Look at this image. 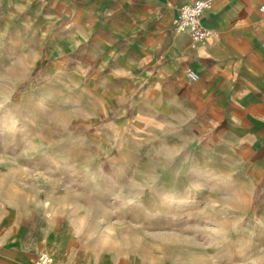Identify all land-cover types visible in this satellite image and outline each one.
Wrapping results in <instances>:
<instances>
[{"label": "rangeland", "instance_id": "374dc122", "mask_svg": "<svg viewBox=\"0 0 264 264\" xmlns=\"http://www.w3.org/2000/svg\"><path fill=\"white\" fill-rule=\"evenodd\" d=\"M35 1L0 0V198L23 215L27 256L52 247L63 258L44 230L71 227L101 253L264 264L263 188L245 182L236 153L213 168H181L172 147L132 124L115 137L113 57L91 36L63 41L61 22L46 24ZM189 188L196 193L183 194Z\"/></svg>", "mask_w": 264, "mask_h": 264}, {"label": "crops", "instance_id": "0c3cea01", "mask_svg": "<svg viewBox=\"0 0 264 264\" xmlns=\"http://www.w3.org/2000/svg\"><path fill=\"white\" fill-rule=\"evenodd\" d=\"M188 1L35 2L45 6L46 24L61 22L56 33L63 41L91 36L100 42L101 55L113 57L115 137L132 124L147 141L163 150L172 147L181 168H213L236 153L245 182L254 193L263 188L264 195V0H214L202 17L209 36L201 44L171 28ZM119 40L127 41L123 49L113 43ZM188 68L197 79L187 76ZM177 183L185 181L171 182ZM188 190L183 194L196 193ZM22 219L16 204L0 198V264H34ZM44 233L48 245L66 253L62 258L52 247L47 250L67 264H163L156 257L118 256L112 246L101 253L100 244L86 241L75 228Z\"/></svg>", "mask_w": 264, "mask_h": 264}, {"label": "built area", "instance_id": "2783aa9c", "mask_svg": "<svg viewBox=\"0 0 264 264\" xmlns=\"http://www.w3.org/2000/svg\"><path fill=\"white\" fill-rule=\"evenodd\" d=\"M214 0H191L184 2L178 11L175 30L178 33H187L193 44L203 43L209 36L208 30L202 24L204 13L212 8ZM264 12V5L261 7ZM187 76L191 80L198 78L197 72L188 68ZM34 264H66L59 260L57 256L47 249H43L36 255Z\"/></svg>", "mask_w": 264, "mask_h": 264}]
</instances>
